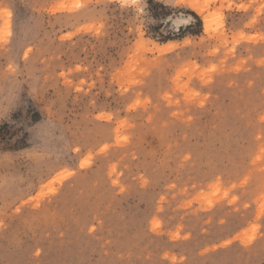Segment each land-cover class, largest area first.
Here are the masks:
<instances>
[{"label": "rangeland", "instance_id": "1", "mask_svg": "<svg viewBox=\"0 0 264 264\" xmlns=\"http://www.w3.org/2000/svg\"><path fill=\"white\" fill-rule=\"evenodd\" d=\"M189 1L0 0V264H264V0Z\"/></svg>", "mask_w": 264, "mask_h": 264}, {"label": "bare ground", "instance_id": "2", "mask_svg": "<svg viewBox=\"0 0 264 264\" xmlns=\"http://www.w3.org/2000/svg\"><path fill=\"white\" fill-rule=\"evenodd\" d=\"M181 1H186V0H181ZM189 5L191 8H193L196 12H200L202 10L201 7H199L195 2H193L192 0L189 1ZM162 47V46H161ZM163 49V48H162Z\"/></svg>", "mask_w": 264, "mask_h": 264}]
</instances>
